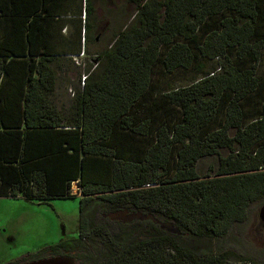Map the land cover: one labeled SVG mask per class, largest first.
I'll return each mask as SVG.
<instances>
[{
    "label": "trees",
    "instance_id": "1",
    "mask_svg": "<svg viewBox=\"0 0 264 264\" xmlns=\"http://www.w3.org/2000/svg\"><path fill=\"white\" fill-rule=\"evenodd\" d=\"M71 1L40 0L24 17L27 52L0 51V197L74 198L76 181L83 217L100 199L174 221L192 236L224 237L264 198V0H131L138 22L113 35L98 56L102 71L84 78L66 119L51 98L55 69L83 53L97 27L93 1ZM59 2L66 34L58 31V50ZM158 66L196 77L159 90ZM207 156L217 157V170L202 178L197 165ZM92 232L107 248L97 264H236L228 251L197 252L165 232L130 241L115 240L105 224Z\"/></svg>",
    "mask_w": 264,
    "mask_h": 264
},
{
    "label": "rangeland",
    "instance_id": "2",
    "mask_svg": "<svg viewBox=\"0 0 264 264\" xmlns=\"http://www.w3.org/2000/svg\"><path fill=\"white\" fill-rule=\"evenodd\" d=\"M92 1L91 23L97 27L90 33L83 47L84 52L68 59L60 58L63 66L56 69V89L51 98L66 119L74 109V98L78 88L83 85L84 78L97 76L102 71L98 56L112 46L113 35L139 20V15L136 17V2ZM262 63L263 66L259 70L262 81L260 95L264 96V61ZM195 77L194 70L180 68L168 73L161 66L155 68L154 74L156 88L159 90L189 84ZM143 140L149 145L152 138H131L135 144ZM143 145L145 144L141 147ZM217 164L216 156L200 159L197 165L199 175L202 178L214 175ZM72 192L75 194L74 198H56L47 202L0 197V264H20L35 258L41 259L46 256L47 247L70 239L76 240L72 256L79 264H97L107 254V248L101 244V238L92 232L101 224H105L110 229L111 236L118 241L142 239L165 232L180 237L185 246L197 252L228 251L236 264H248L239 261L247 258L264 263V226L259 215L264 198L252 202L248 207L247 218L242 222H235L224 237L218 238L189 235L180 230L174 221L163 220L152 213L150 218L122 224L118 216L137 211L130 208H111L100 199L87 206L83 217L80 211L82 194L79 193L77 184L72 186ZM82 228L88 234L85 238L80 236Z\"/></svg>",
    "mask_w": 264,
    "mask_h": 264
},
{
    "label": "crops",
    "instance_id": "3",
    "mask_svg": "<svg viewBox=\"0 0 264 264\" xmlns=\"http://www.w3.org/2000/svg\"><path fill=\"white\" fill-rule=\"evenodd\" d=\"M75 0H72L73 4ZM59 2V6L56 8V17L61 20V22H55L54 28L58 31L63 29L60 33L61 36H65L66 34V24L61 18L66 14V3ZM79 2L75 3V7ZM40 0H0V51L5 50H22L27 52V48L30 47L28 42V35L26 33V23H24V17L29 14H32L34 10L40 9ZM12 15V19L15 22L10 20V16ZM19 17V18H18ZM60 34L57 35V45L55 43V48L58 46V50L63 48V42H60ZM42 42H45V45L48 44V39H40ZM41 42V43H42ZM55 40H53V43ZM40 51L42 52V44L39 46ZM3 51V52H4ZM20 52V53H26ZM26 66H14L10 67L9 70L17 74L18 76L26 75L28 70ZM59 69V68H58ZM56 71V69H55ZM27 80V76L23 77V81ZM76 184V181L73 185ZM78 186V190H79ZM80 193V192H79ZM78 193V194H79ZM6 197V196H5ZM82 197V195H81Z\"/></svg>",
    "mask_w": 264,
    "mask_h": 264
},
{
    "label": "water",
    "instance_id": "4",
    "mask_svg": "<svg viewBox=\"0 0 264 264\" xmlns=\"http://www.w3.org/2000/svg\"><path fill=\"white\" fill-rule=\"evenodd\" d=\"M260 218L263 222L264 226V205L262 206L260 210ZM152 217V215H146L141 211H137L136 213H129V214H121L118 216L119 220H135V219H147ZM154 221H157V219H154ZM177 228V227H176ZM177 230V229H176ZM22 264H76L75 260L73 257L68 256V255H57V256H52V257H46V258H41L37 260H31L28 262H24Z\"/></svg>",
    "mask_w": 264,
    "mask_h": 264
},
{
    "label": "flooded vegetation",
    "instance_id": "5",
    "mask_svg": "<svg viewBox=\"0 0 264 264\" xmlns=\"http://www.w3.org/2000/svg\"><path fill=\"white\" fill-rule=\"evenodd\" d=\"M125 209V208H123ZM134 211V210H133ZM135 220H138V219H135ZM135 220H130V221H126V220H120V222L122 224H129V223H132L134 222ZM70 242L68 243L69 245V248H61L60 250H56L55 248L52 247V245L50 247H47L45 250H46V256H43L42 258H46V257H52V256H57V255H68V256H71L73 257L72 255L74 254V251H73V247L75 246V243H76V240L75 239H70L69 240ZM74 258V257H73ZM39 258H35L33 260H37ZM76 264H79L77 262V260L74 258ZM31 261V260H29ZM28 262V261H27ZM24 263V262H23ZM22 264V263H20Z\"/></svg>",
    "mask_w": 264,
    "mask_h": 264
}]
</instances>
